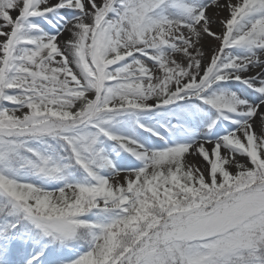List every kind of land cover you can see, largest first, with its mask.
Masks as SVG:
<instances>
[{
    "label": "snow or ice",
    "instance_id": "6c2138e0",
    "mask_svg": "<svg viewBox=\"0 0 264 264\" xmlns=\"http://www.w3.org/2000/svg\"><path fill=\"white\" fill-rule=\"evenodd\" d=\"M0 264H264V0H0Z\"/></svg>",
    "mask_w": 264,
    "mask_h": 264
}]
</instances>
